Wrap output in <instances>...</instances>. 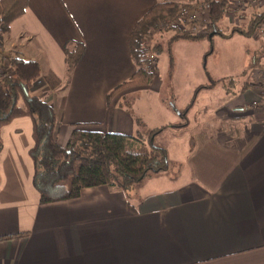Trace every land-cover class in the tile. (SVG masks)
<instances>
[{"label":"crops","instance_id":"obj_1","mask_svg":"<svg viewBox=\"0 0 264 264\" xmlns=\"http://www.w3.org/2000/svg\"><path fill=\"white\" fill-rule=\"evenodd\" d=\"M163 1L170 0H27L10 23L0 52L39 63L32 93L54 108L59 144L75 127L131 136L157 129L152 141L170 158L161 175L176 182L144 192L143 180L129 193L86 187L76 199L41 204L29 155L32 121L15 117L1 129L0 236L14 237L0 240V264H264V83L252 74L264 65V38L259 48H239L236 65L238 48L222 51L231 61L207 74L235 79L206 82L196 99L192 85L177 103L174 68L162 80V45L151 82L107 99L137 71L129 50L134 25ZM164 35L169 45L197 43L173 39L174 30L149 41L161 44ZM78 43L83 55L69 72L67 49ZM47 72L59 86L46 85Z\"/></svg>","mask_w":264,"mask_h":264},{"label":"trees","instance_id":"obj_2","mask_svg":"<svg viewBox=\"0 0 264 264\" xmlns=\"http://www.w3.org/2000/svg\"><path fill=\"white\" fill-rule=\"evenodd\" d=\"M229 0H211L209 16L210 34H192L185 27L179 14L180 4L176 1H163L151 7L134 25L129 37L131 58L137 71L126 81L111 90L107 99L131 86L151 82L152 72L144 60L142 47L148 44L158 54L161 44L149 40L155 33L174 30L175 38L199 40L220 35L225 38L235 34L247 37L257 34L264 24V10L253 11L246 26L230 23L224 29V15ZM27 0H0V43L9 33L10 23L26 9ZM264 6V5H263ZM83 44L67 49L66 64L70 72L83 55ZM253 71V66H252ZM39 63L12 55L0 77V152L3 146L1 129L15 117L27 116L32 121L33 145L29 155L34 166L33 183L39 193V202L49 204L76 199L82 189L99 185L118 188L129 193L146 176L154 172L166 171L170 166L167 150L152 141L157 129L145 135H125L116 132H102L84 127H75L65 145L56 141L57 116L51 104L39 95L32 93L34 84L41 78ZM210 78L207 87L219 82L228 86L235 78ZM50 88L60 85V79L53 73L44 75ZM14 235L0 236V240Z\"/></svg>","mask_w":264,"mask_h":264},{"label":"rangeland","instance_id":"obj_3","mask_svg":"<svg viewBox=\"0 0 264 264\" xmlns=\"http://www.w3.org/2000/svg\"><path fill=\"white\" fill-rule=\"evenodd\" d=\"M255 10L262 11L264 10V6L247 8L243 13L244 18L242 17L236 23L243 27L246 26L250 16L252 15L251 13ZM224 17L229 22L235 23L234 20L237 15L235 17L232 16L231 11L228 10L225 13ZM229 22L227 23L228 27L230 26ZM166 36L164 35L162 36V38L161 36L160 38H158L163 47V49L159 52L160 55H158L161 64V75L163 77L162 80H164V83H167L169 80V78L166 79L168 76L167 73L170 71V69L172 70L174 68L175 72L177 73L173 77V84L177 87L176 89H178V91L181 90L180 92H175L176 95L174 98L176 99L178 104L185 99V97L180 96V93L183 91V89L189 88L192 85H197V90L194 94V99H196V95L202 89V87H206L205 83L210 82V75L207 74V71L213 72L214 70H216V68H219L220 66L221 69H223V67L225 66L222 64L225 63L226 65L227 61H231V59V62H233L234 65L238 64L241 61V58L243 57L240 52L241 49L239 48H242V46L244 44H247V42H250L254 46H258L259 48L261 47L260 39H263V37H261L259 34H256L254 37L251 36L250 38H247V36L235 35L234 39H228L220 35H213V37H204L202 39H199L197 40V43L188 44L181 42L178 45H169L170 42L168 41ZM151 42L153 43L154 40ZM230 47L238 48V53L240 54H234V56L231 55V59L229 57L224 58V52L222 51L227 49L226 51H229L231 53V50L233 51L234 49H230ZM234 65L231 66L232 69L237 68V66ZM241 75L244 76V73H242ZM168 101L171 103V99L168 98ZM163 172L169 173L170 171H158L149 174L144 178V180L147 181L141 186L140 189L146 192L147 189L149 190L154 186H169L171 182L175 184L176 180L173 181V179L161 175L163 174ZM172 173L175 176H178L177 171H172ZM151 177L155 179H152ZM157 178H159L160 181H156Z\"/></svg>","mask_w":264,"mask_h":264},{"label":"built area","instance_id":"obj_4","mask_svg":"<svg viewBox=\"0 0 264 264\" xmlns=\"http://www.w3.org/2000/svg\"><path fill=\"white\" fill-rule=\"evenodd\" d=\"M180 4L179 14L185 23V27L190 30L192 34H210L211 28L209 27V16L211 12V0H177ZM264 0H229L226 12L229 10L232 16L235 17V23L243 16L245 10L249 7L263 6ZM213 32V31H212ZM257 34L264 38V24L260 25L257 29ZM146 67L150 72L156 70L157 55L146 43L142 47ZM9 58L0 52V77L5 71V65ZM253 75L257 78L259 84L264 83V65L256 68ZM253 106H257V102H253Z\"/></svg>","mask_w":264,"mask_h":264}]
</instances>
